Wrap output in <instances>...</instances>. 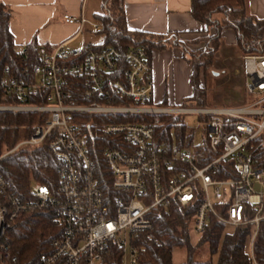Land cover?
Wrapping results in <instances>:
<instances>
[{
	"label": "built area",
	"instance_id": "2783aa9c",
	"mask_svg": "<svg viewBox=\"0 0 264 264\" xmlns=\"http://www.w3.org/2000/svg\"><path fill=\"white\" fill-rule=\"evenodd\" d=\"M64 20L77 25L80 32L86 22L70 15ZM102 29L101 21L93 23L95 32ZM17 53L28 61L25 48L17 47ZM38 54L39 62L23 77L8 68L0 77V96L17 102L0 106V112L48 114L45 123L16 149L38 147L51 136L52 152L62 166L54 189L41 183L33 185V202L21 203L8 196L7 183L0 174V264H7L11 257L6 241L11 222L22 212L36 210H52L64 227L52 253L38 264H107L108 257L118 253L122 264H140L139 250L131 242L137 233L152 230L149 213L173 203L187 207L199 196L194 232L205 233L210 217L226 227L253 225L251 264H260L253 247L264 221V168L255 165L253 155L264 149V56L244 59L245 90L256 98L253 103L231 108H179L148 105L154 86L145 46L126 53L115 48L93 50L85 43L73 53L63 46L51 50L41 46ZM82 54L85 56L78 63H67L71 56ZM75 80H84L86 89L81 96L92 104L77 105L71 99V82ZM38 94L47 98V105L23 104ZM122 100L135 104L101 103ZM190 114L209 118L208 152L198 153L193 146H157L155 130L160 116ZM130 115L150 116L151 121L133 123L127 119ZM92 116L99 119L77 122ZM101 119L110 122L102 123ZM100 137L111 142L103 158L114 178L113 190L118 192L112 199H107L98 184L88 149L89 140L99 142ZM208 153L215 159L205 164ZM230 160L235 162L238 178L222 179L223 173H231L225 165ZM250 211L255 212L254 217L247 221ZM150 238L159 244L153 235Z\"/></svg>",
	"mask_w": 264,
	"mask_h": 264
},
{
	"label": "trees",
	"instance_id": "16d2710c",
	"mask_svg": "<svg viewBox=\"0 0 264 264\" xmlns=\"http://www.w3.org/2000/svg\"><path fill=\"white\" fill-rule=\"evenodd\" d=\"M103 13L97 16L102 22L103 29L98 33L104 36L102 45L93 46V50L115 48L121 53L138 47H147L152 65V55L156 52L167 51L172 47L181 48L184 60L190 65L192 73L190 84L192 95L179 108H208L207 87L202 86V77H206L214 66L218 53L222 47V38L225 31H233L236 36L237 50L242 56H264V20L258 19L247 10V0H191L192 17L208 29H214L212 36L186 44L180 39V34L155 35L141 31L130 30L123 0H102ZM13 13L10 7L0 2V77L8 68L18 76L23 77L27 70L39 62V46L31 43L25 50L28 61L18 55L14 36L10 30ZM205 44L203 50L191 49L189 46ZM48 50L51 48L45 46ZM71 56L68 64L78 63L83 59ZM116 79V75L113 76ZM77 105H90L93 101L83 98L86 85L84 80L71 82ZM15 99L0 96V106L16 104ZM104 105H134L129 100L108 103ZM21 104V103H20ZM31 106L47 105V98L43 94L33 95L23 103ZM148 105H154L153 99ZM157 107H170L165 98ZM48 114L36 112H0V174L7 183V195L15 197L21 203L33 202V185L41 183L54 189L58 183V173L62 162L54 155L51 149L50 136L42 145L30 147H16L23 141L30 139L36 130L41 127ZM99 119L96 116L82 118L77 122H87ZM128 121L133 123H149L150 116L130 115ZM102 123H109L101 119ZM209 121V118L206 120ZM195 132L181 122L174 115L160 116V125L155 130V141L159 147L189 148L195 147L198 153L208 152L209 137L203 144L194 146ZM106 137H100L99 142L89 140L88 149L95 165V173L100 188L107 199H112L118 192L113 190L114 178L103 158V151L110 145ZM205 164L215 157L208 153ZM255 165L264 168V149H259L254 155ZM225 165L230 174L223 173L222 179H237L235 162L226 161ZM1 202L5 201L1 197ZM199 200L187 207L173 203L169 208L158 207L149 213L153 228L150 231H141L132 239V245L139 250L140 264H212L195 261V250L199 247H208L211 257L218 256V264H251L249 248L255 234L253 225H242L233 228L232 233L226 232V226L217 219L210 217V223L202 235L194 232V221ZM253 211L248 212L246 220L254 217ZM64 227L58 216L52 210H36L22 212L11 222V229L6 234V241L10 244L11 257L7 264H38L45 256L53 251L55 240L62 237ZM153 235L159 244L150 238ZM176 250H186L188 258L184 263H175L173 256ZM254 257L264 264V221L260 224L253 247ZM121 255L114 254L108 257L107 264H122Z\"/></svg>",
	"mask_w": 264,
	"mask_h": 264
},
{
	"label": "crops",
	"instance_id": "0c3cea01",
	"mask_svg": "<svg viewBox=\"0 0 264 264\" xmlns=\"http://www.w3.org/2000/svg\"><path fill=\"white\" fill-rule=\"evenodd\" d=\"M130 30L155 35L180 34L186 44L214 35L197 22L191 14V0H123ZM12 10L10 30L16 46L25 48L36 42L39 46L51 49L63 46L69 53L77 52L83 43L93 46L102 45L104 36L93 30V23L103 12L102 0H0ZM247 10L252 16L264 20V0H247ZM82 17L85 25L80 32L77 25H69L64 17ZM236 44L233 31H225L223 39ZM203 50L205 44L189 46ZM192 70L184 60L181 48L172 47L167 51L154 52L152 55V82L154 93L158 92L159 103L171 97L165 94V85L175 84L176 74L190 84ZM217 74V73H215ZM179 81V80H178ZM173 95V94H172ZM172 107V106H170Z\"/></svg>",
	"mask_w": 264,
	"mask_h": 264
},
{
	"label": "rangeland",
	"instance_id": "374dc122",
	"mask_svg": "<svg viewBox=\"0 0 264 264\" xmlns=\"http://www.w3.org/2000/svg\"><path fill=\"white\" fill-rule=\"evenodd\" d=\"M245 57L237 50L236 44L232 46L228 43L226 37L224 39L222 38V47L214 66L209 70L206 77H202V86L205 87L206 85L207 87L208 107H242L256 100L255 97L248 94L245 90ZM165 90V94L171 97L169 100L171 101L170 106L172 107H180L187 100V96L191 94V88L188 82L183 80L182 76H177V74L175 84L172 85L169 80L165 85ZM152 99L155 106L160 104L158 92H155ZM176 117H179L183 124L194 130V146H199L204 143L209 136L207 117L194 114L176 115ZM257 189L260 190L259 187ZM233 230L232 227L226 228V232L228 233H232ZM187 258L186 250H176L173 256L175 263H184L187 261ZM195 261L218 264V256L211 257L207 246L199 247L195 250Z\"/></svg>",
	"mask_w": 264,
	"mask_h": 264
}]
</instances>
